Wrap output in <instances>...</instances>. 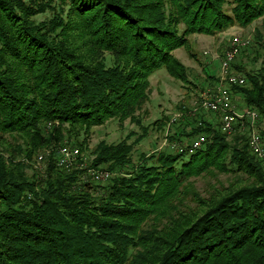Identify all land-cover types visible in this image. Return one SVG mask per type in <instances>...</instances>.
<instances>
[{"label": "trees", "instance_id": "trees-1", "mask_svg": "<svg viewBox=\"0 0 264 264\" xmlns=\"http://www.w3.org/2000/svg\"><path fill=\"white\" fill-rule=\"evenodd\" d=\"M263 15L264 0H0V264H264V169L248 132L230 137L219 113L169 134L187 146L182 137L204 133L193 152L135 162L143 127L134 143L101 141L91 161L82 155L94 127L139 120L154 72L190 81L173 54L188 36ZM243 75L233 93L258 111L264 139V60ZM66 137L80 147L74 165L51 155L46 173H27ZM87 162L113 174L106 185L84 181ZM220 173L236 178L207 195L191 180Z\"/></svg>", "mask_w": 264, "mask_h": 264}, {"label": "rangeland", "instance_id": "rangeland-1", "mask_svg": "<svg viewBox=\"0 0 264 264\" xmlns=\"http://www.w3.org/2000/svg\"><path fill=\"white\" fill-rule=\"evenodd\" d=\"M49 16H51V13H46L38 16V19L47 18ZM235 35L239 36L244 41H249V44L236 53L237 56H235L237 58L233 64L232 70L237 71L234 66L240 65L244 67V69L239 72L241 74H246L251 69L260 68L264 60V48L262 44L264 42V15L247 26L234 24L230 28L218 32L215 35H190L188 36L189 46L180 47L173 52V54L188 68L190 81L183 82L176 79L171 76L165 68H161L154 72L150 77V98L141 109L137 111L139 120L131 121L128 119L121 122L118 119H111L104 125L94 127L90 139L87 140L88 147H84L82 155L87 156V160L91 161L93 158V154L91 153L92 149H94L99 142L106 141L108 143H118L126 139L128 143H134L137 136L143 133V127H149L147 136L134 145L132 156L133 160L137 162L141 154L150 155L154 152L162 151L163 149L173 151L182 146L183 144L180 142L172 143L169 139V134H173L176 130L179 132L183 130L186 122H191L194 126L195 120H197L195 118L199 116L216 121V119H218V114L205 108L201 97L203 93L207 92L210 87L212 89L215 83L219 81L220 77L218 76H220L222 72L221 58L228 50L232 38ZM211 75H214V77L211 78ZM233 100L238 108H248L240 98V94L234 96ZM154 122L156 124H154ZM217 122L219 123L218 120ZM241 129L247 131L246 128ZM231 133H229L230 137L233 135ZM249 135L248 132V136ZM182 138L181 142H191L193 136H184ZM9 142L16 145V143L21 142V140L12 138L9 139ZM172 145L174 146L172 147ZM64 146L70 148L79 147L74 143L73 139H69L68 137L60 144L55 143L47 146L44 150L38 152L33 160L28 161L27 165L29 167L27 168V173L32 175L37 171L38 175L42 176L43 173L47 171V161L51 155L54 156L56 165H58L59 161L57 162V158L61 148ZM250 148L255 155V159L264 169V158L258 155L257 150L252 144H250ZM22 160L25 159L23 158ZM75 163L76 162L73 164ZM88 164L89 162L83 163L81 166L82 168H86V173L83 174L82 178L84 181L90 182L92 186L98 184L106 185L109 178L113 176L106 168L98 167L89 169L87 168ZM65 168L69 167L65 166ZM95 173L99 174L100 177L97 178ZM235 178L236 177L231 174L220 173L217 177L207 174L204 176L192 177L191 180L196 182L197 191L202 195H207V191L212 189V185L218 186L220 184H228Z\"/></svg>", "mask_w": 264, "mask_h": 264}, {"label": "built area", "instance_id": "built-area-1", "mask_svg": "<svg viewBox=\"0 0 264 264\" xmlns=\"http://www.w3.org/2000/svg\"><path fill=\"white\" fill-rule=\"evenodd\" d=\"M248 44L249 41H244L237 35L233 36L231 45H229L228 50L221 58L222 72L219 76V81L215 83L212 89L210 87L207 92L203 93L201 98L205 108L211 112L220 114L219 123L221 130L224 132L234 130L236 116H244L245 120L251 124V134L248 136L249 142L255 143V149L258 151L259 155H263L264 158V139L256 128V124L259 120L258 111L251 108H238L232 96V86H245L247 84L246 77L240 72L233 71L232 69L237 58L236 53ZM204 140V133L197 134L191 139L189 145H182L178 149L180 151L188 149V152H193L195 149L204 145ZM80 154L81 151L79 147L70 148L64 146L59 152L57 162L59 161L60 166L70 167L74 165L73 163L76 162ZM95 176L97 178L100 177L99 174L96 173Z\"/></svg>", "mask_w": 264, "mask_h": 264}, {"label": "bare ground", "instance_id": "bare-ground-1", "mask_svg": "<svg viewBox=\"0 0 264 264\" xmlns=\"http://www.w3.org/2000/svg\"><path fill=\"white\" fill-rule=\"evenodd\" d=\"M232 96L234 97V93H233V91H232ZM245 117L244 116H236V118H235V123H234V129L237 127V126H240L241 128H246L247 129V131L249 132V134H251V124H249V122H247L245 119H244ZM237 129V128H236ZM235 129V130H236ZM232 131H228V133H231ZM205 139H206V137H205ZM205 141V140H204ZM251 143V142H250ZM252 144V146H254L255 147V143H251ZM254 151H255V149H254ZM256 152V151H255ZM258 152V151H257ZM258 155H259V153H258ZM261 157H263V155H260ZM262 159V158H261ZM59 165V164H58ZM60 166V165H59ZM263 166H264V160H263Z\"/></svg>", "mask_w": 264, "mask_h": 264}]
</instances>
